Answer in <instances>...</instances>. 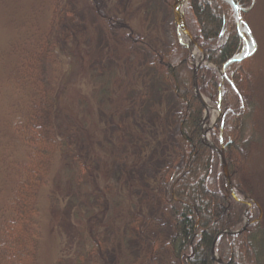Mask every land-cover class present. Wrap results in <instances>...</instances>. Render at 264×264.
Returning a JSON list of instances; mask_svg holds the SVG:
<instances>
[{
    "label": "trees",
    "instance_id": "trees-1",
    "mask_svg": "<svg viewBox=\"0 0 264 264\" xmlns=\"http://www.w3.org/2000/svg\"><path fill=\"white\" fill-rule=\"evenodd\" d=\"M157 1L162 7L173 3ZM90 2L107 38L119 35L129 50L138 46L149 53L147 82L167 86L171 120L165 150L141 147L137 184L131 188L134 204L120 208V199L106 186L88 194L90 206L78 216L85 245L66 263L218 264L213 248L224 264H264V200L259 189L244 183L239 169L244 161L256 171L264 168L263 137L250 129L256 109L247 73L256 48L248 26L253 0H187L184 14L207 63L197 70L199 93L219 107L209 140L223 149L232 188L249 199L250 207L232 194L218 153L202 142L204 105L194 92L191 54L178 38L174 19L171 44L157 47L136 37L126 23L128 0ZM42 6L49 12L48 27L31 31L9 71L12 103L5 145L18 144L22 156L0 148V264H39L38 194L54 159H65L76 187L86 169L79 129L59 112L58 80L53 84L46 77L50 65H61L58 54L66 55L67 35L76 30L75 12L71 0H43ZM130 175L121 161L123 191Z\"/></svg>",
    "mask_w": 264,
    "mask_h": 264
},
{
    "label": "rangeland",
    "instance_id": "rangeland-1",
    "mask_svg": "<svg viewBox=\"0 0 264 264\" xmlns=\"http://www.w3.org/2000/svg\"><path fill=\"white\" fill-rule=\"evenodd\" d=\"M71 2L76 30L67 35L66 55L58 54L61 65H50L46 77L53 84L58 80L59 112L71 117L79 129L78 140L81 153L85 154L86 169L80 186L76 187L74 172L66 166L63 157L51 163L47 181L38 194L39 264H68L69 256L72 258L85 245L78 216L89 208L88 194L96 186H106L109 195L120 199V208L126 209L135 203L131 188L137 184L135 173L141 147H148L144 150L152 149V152L155 148L165 150L166 129L171 120L172 98L167 86L159 83L156 88L147 82L150 55L146 49L132 46L129 50V43L120 42L116 34L107 38L104 25L92 14L90 0ZM128 2L131 9L124 17L136 37L151 40L157 47L171 44L172 6L162 7L157 0ZM42 5L43 0H0V148L6 146L18 158L22 156L21 147L5 145L10 131L6 117L12 103L9 71L15 65L17 51L31 37V31L34 28L44 31L48 27L49 12ZM184 21L187 25L185 15ZM248 26L256 45L247 65L251 96L256 102L250 129L263 137L264 144V0H253ZM177 31L180 41L188 44L186 37ZM191 56L192 61L200 59L196 50ZM207 102L210 108L205 127L209 138L219 114L218 105ZM121 161L131 173L127 192L121 189ZM244 162V166L243 163L239 166L241 179L247 186L259 189L264 200V168L257 167L256 171L250 161ZM233 193L250 207L249 199L240 197L234 190ZM69 251L74 252L68 255Z\"/></svg>",
    "mask_w": 264,
    "mask_h": 264
},
{
    "label": "water",
    "instance_id": "water-1",
    "mask_svg": "<svg viewBox=\"0 0 264 264\" xmlns=\"http://www.w3.org/2000/svg\"><path fill=\"white\" fill-rule=\"evenodd\" d=\"M182 1H185L186 5H187V0H182ZM177 5H178V0H173V3H172L173 19H174V21H175V23L177 25V28L183 35H186V39L189 41V43H188L189 52H191L190 47L192 46L193 49L196 50L200 54L199 61L197 63H194V62L192 63L193 64L192 79H193L194 92H195L196 96L199 98V100L203 103L204 108H205V110H204L205 115L201 119V129H202V131H201V139H202V142L205 145H208L209 147H211V149H213L214 151H216L218 153L219 160H220V163L222 165V169H223V172H224V176H225V178L227 180L228 187H229L230 191L232 192V194L234 195L233 188H232V185H231V182H230V178H229V173H228V170H227V163L225 161L223 149L222 148H218V147H216L215 145H213L211 143V141L208 139V136H207V129H204L205 124H206L205 119H206V117L208 115V111H207V108H206V105H205L206 99L199 93V90H198V87H197V70H198V68L201 65H206L207 64L205 62V54H204L203 50L201 49V47L199 46V44L197 43L195 37L192 35V33L187 28V25H186V23L184 21V15L180 16L179 14H177V10H176L177 9ZM217 113L219 114V109L217 110ZM217 122H218V117L216 119V122L214 123L215 126L217 125ZM246 222H247V219H246ZM244 227H245V225L242 227V229ZM240 231L241 230L234 231V232H230V231H225V232H228V233H239ZM214 244H215V242H214ZM211 257L213 259H215V261L218 264H224L219 258H217L216 253H215L213 248L211 249Z\"/></svg>",
    "mask_w": 264,
    "mask_h": 264
},
{
    "label": "bare ground",
    "instance_id": "bare-ground-1",
    "mask_svg": "<svg viewBox=\"0 0 264 264\" xmlns=\"http://www.w3.org/2000/svg\"><path fill=\"white\" fill-rule=\"evenodd\" d=\"M185 7H187L186 6V2L185 1H182V0H178V5H177V9H176L177 10V14H179L180 16H182L183 15V11H184L183 9ZM184 36L186 37V35H184ZM190 49H191V53H193V56H194L195 50L193 49L192 46L190 47ZM194 61L197 62V60H194ZM205 105H206L207 111H209L210 106H209V104H208L207 101H205ZM204 129H206V127Z\"/></svg>",
    "mask_w": 264,
    "mask_h": 264
}]
</instances>
